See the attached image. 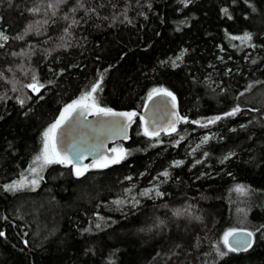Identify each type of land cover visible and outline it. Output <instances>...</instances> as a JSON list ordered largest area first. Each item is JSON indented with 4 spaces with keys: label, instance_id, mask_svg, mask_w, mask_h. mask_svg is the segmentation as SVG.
<instances>
[{
    "label": "trees",
    "instance_id": "1",
    "mask_svg": "<svg viewBox=\"0 0 264 264\" xmlns=\"http://www.w3.org/2000/svg\"><path fill=\"white\" fill-rule=\"evenodd\" d=\"M49 3L56 0H0V31L10 37L0 48V185L29 167L43 132L105 69L88 104L140 114L152 89L163 88L188 121L241 111L207 127L180 122L157 137L145 136L137 117L128 140L112 145L128 153L119 163L81 176L50 164L35 189L0 187V264H264V0ZM37 5L40 12L26 11ZM245 31L254 47L228 39ZM33 74L45 84L39 92L26 87ZM176 160L184 164L172 167ZM153 184L162 197L139 195ZM229 230L252 233L251 246L229 251Z\"/></svg>",
    "mask_w": 264,
    "mask_h": 264
},
{
    "label": "snow or ice",
    "instance_id": "2",
    "mask_svg": "<svg viewBox=\"0 0 264 264\" xmlns=\"http://www.w3.org/2000/svg\"><path fill=\"white\" fill-rule=\"evenodd\" d=\"M66 0H56V5H59L61 3H65ZM179 2L181 4H183L185 7L191 2V0H179ZM233 3L236 2V0H232ZM245 3H248V0H244ZM77 3H80V0H77ZM56 5H53L52 3L48 4V8L52 9L53 7H55ZM83 6V5H81ZM26 11L31 12V13H38L40 12V7L34 6L31 8H27ZM73 11H75V9H73ZM221 12L227 16L229 19H231V15L229 13V9L228 7H224L221 9ZM53 15H55V13L53 12ZM65 20L68 19L67 16L64 17ZM45 23H47V21H45ZM78 23V21L73 20L72 24H76ZM181 23H183V21H181ZM30 30V28H29ZM65 32H68L69 29L65 28L64 29ZM10 37L8 35H6L4 33V31H0V48H3L5 46V44L9 41ZM13 39H23V36H17V37H13ZM228 39L230 41H239L240 45H246L249 47H254V45H252L250 42L252 40V33L245 31L244 33H242L241 35H231L228 34ZM233 47H238V45H233ZM223 50V49H221ZM186 50H182L176 57L175 59L171 60V64L172 66L175 67H179V64L177 63L178 61H182L184 54H185ZM12 55H19V53H12ZM253 63H255V61H252ZM63 71V70H61ZM107 69H105L103 72H101L99 74L98 79L95 80V82L90 86V88L88 90L85 91V93L78 98L77 100H73L70 104H67L65 106V109L63 112H61L60 117L58 119H56V121L51 124L42 134V147L40 152L35 155L31 161V163L29 164V167L22 171L18 178L16 179H12L9 183L0 185V187L3 188L4 191L7 192H17V191H21L24 190L25 188H32L35 189V187H37L40 183V181L43 179V177L40 175V173L43 171V169L45 167H47L50 164H57V163H67V164H72L73 161L71 159L68 158L67 155L63 154L62 152L57 150L56 147V137H55V131L56 129L60 128V126L62 125V123L64 122V120L66 119V114L72 110H75L76 108H87V107H94L96 109V112L98 113H103L105 115H111V116H122V117H126L128 119L129 122L132 121V118L135 117L137 114L135 112H121V113H116L113 112L111 109L109 108H101L98 105H95V103L93 102L92 105H88L87 104V100L90 98H94V94L100 89L103 78H104V72H106ZM231 71V70H229ZM227 74V73H226ZM0 78H3V73H0ZM49 83H51V81H49ZM27 88L31 89L33 92H39L40 89L45 87V84L39 82L37 76L35 74H33L32 76V83L26 85ZM252 87V85L250 84L248 86V88L245 89V91H248L250 88ZM16 89L13 88V91H15ZM154 95H165V96H170L172 97V100L175 101V96L169 92L167 89H152V91L149 93L148 95V99H152ZM241 95H243V93H241ZM4 97H0V99H3ZM42 98V97H41ZM29 99H31V97H29ZM21 105H23L25 103L24 100H19L18 101ZM175 107V105H173ZM241 109L240 107L237 105L235 107H233L230 111L223 113L222 115H217L214 117H210L206 120V122H201L199 120H195V121H188L187 117H180L178 114H176V120L174 121H170L169 122V127L165 130V134L166 135H171L172 133L177 132V127L176 124L179 122H184V123H192V124H197L200 125L201 127H207L209 125L215 124L217 121L223 119L224 117H232L235 116L238 112H240ZM253 111H255V109H253ZM141 120H143V117L140 118ZM128 125H123L122 127L126 128ZM241 127H245L244 125H241ZM143 134L145 136H149V137H157L160 135V131H150L148 128L144 129ZM211 137L209 136H204L201 139L200 145H197V147L195 149H193V152H195L197 149H199L201 147V145L205 144L208 142V140ZM184 137L181 136L179 140L176 141V144H179L181 140H183ZM115 152V150H113ZM81 156L83 155L82 153L80 154ZM128 155L126 150H122L121 153L118 156H114L112 157L108 162H97V161H93L91 165L85 164L82 166L83 170H81L80 167H76L75 165H73L74 169H75V175L77 176H81L84 174L85 171H87L89 169V167H108V164H117L119 163L121 160L125 159V157ZM209 154L207 152L204 153V156L207 157ZM233 155H235V153L229 152L227 153L221 160L220 163L223 164L225 161L229 160ZM202 161L201 160H196V164H200ZM184 164L183 160H176L172 162V167H179L181 165ZM143 175V173L141 174ZM160 177H164L167 178L170 173L167 169H165L164 171H162L161 173L158 174ZM126 179L131 180V177H126ZM158 179V177H154L153 180ZM164 181H161V183H163ZM235 191L243 193L245 191L244 187L242 185L237 184L235 186ZM125 192H131V189H125ZM154 193L155 196L158 197H162L164 195V193L159 191V185H153L152 188H147L144 189L142 191H140L139 195L140 196H150V194ZM128 201L124 200V199H117L114 200L113 203L116 205H122L124 203H126ZM133 202V206H135V204L139 203V200H137L135 197H132V201ZM99 219L103 220V217H99ZM96 228H100L101 225L99 223L95 224ZM85 231H91V229H85ZM5 235V233L3 231H0V237H3ZM234 235V230H229L227 232L224 233L223 236V244L228 247L229 251H236V248L231 247L230 246V241H229V237ZM248 236L251 237L252 233H248ZM248 246L250 247V243L248 244ZM179 247V246H178ZM218 255L220 256H224L226 255L225 252L220 251L219 248L216 249Z\"/></svg>",
    "mask_w": 264,
    "mask_h": 264
},
{
    "label": "water",
    "instance_id": "3",
    "mask_svg": "<svg viewBox=\"0 0 264 264\" xmlns=\"http://www.w3.org/2000/svg\"><path fill=\"white\" fill-rule=\"evenodd\" d=\"M112 111L135 112L137 115L129 122L126 117L98 113L94 107H81L70 111L60 128L56 129L57 150L73 161L71 166L75 165L83 170V165H91L94 160L108 162L116 156L111 145L117 141L128 140L131 125L137 117H143L140 120L144 128L160 133L165 132L170 121L176 120V114L182 117L176 101L165 95H154L152 99H148L140 114L136 111ZM126 124V128L122 127ZM248 233L250 232L247 230L234 231V235L229 237L230 246L236 250L247 248L252 242V236L249 237Z\"/></svg>",
    "mask_w": 264,
    "mask_h": 264
},
{
    "label": "rangeland",
    "instance_id": "4",
    "mask_svg": "<svg viewBox=\"0 0 264 264\" xmlns=\"http://www.w3.org/2000/svg\"><path fill=\"white\" fill-rule=\"evenodd\" d=\"M64 109H65V108H64ZM64 109L62 110V112L64 111ZM68 113H69V112H68ZM68 113L66 114V116L68 115ZM60 114H61V112L58 114V116H57L56 119H58V118L60 117ZM56 119H55V121H56ZM55 121H54V122H55ZM141 125H142V124H141ZM142 129H143V127H142ZM143 130H144V129H143ZM113 149L116 151V156H118V155L121 153V151H120L119 148H117V147H113ZM153 185H156V184H153ZM153 185H150V186H148V187H145L144 189L152 188ZM144 189H142V190H144ZM142 190H140V191H142ZM140 191H139V192H140ZM150 196L158 197V196H155L154 193L150 194ZM129 204H133V202H130ZM234 231H236V230H234Z\"/></svg>",
    "mask_w": 264,
    "mask_h": 264
}]
</instances>
